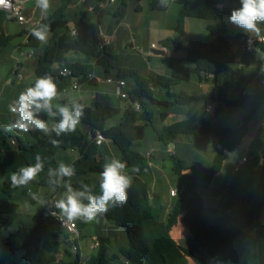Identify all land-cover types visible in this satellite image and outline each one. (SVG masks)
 <instances>
[{
  "label": "trees",
  "instance_id": "1",
  "mask_svg": "<svg viewBox=\"0 0 264 264\" xmlns=\"http://www.w3.org/2000/svg\"><path fill=\"white\" fill-rule=\"evenodd\" d=\"M73 0H60V6L53 13L45 16L40 22L50 27V38L43 53L38 58L35 68L36 76L45 74L52 76L61 92L70 85L72 77L80 78L82 84L94 80L88 79L93 66L90 64L71 63L67 61L66 54L70 51L84 54L93 58L96 64L103 67L107 74L115 68L116 52L111 44L104 49L99 46L98 28L109 11L99 6L96 8L98 23H91L84 18L74 21L75 34L65 25L66 9ZM104 4L110 0H97ZM119 3L114 16L126 17L129 3L135 4V10L141 12L143 0H115ZM180 5L174 31L179 39L166 38L161 45L168 51L186 49L187 64L169 62L170 76H142L138 70L118 68L117 79L134 81L133 87L128 90V105L121 110L113 103L109 93L97 92L89 106H85V115L82 123L89 127L84 132L79 127L69 135L55 137L60 141L53 146L49 138L38 131L27 133V137L13 135L7 132L0 123V264H81L82 255L79 250V241L84 238L83 230L87 223L77 220L79 238L74 241L76 253L72 255L63 245L66 233L61 229L51 236L46 233V224L51 220L47 210L37 213L36 224L32 227L19 225V230L8 238L4 237L6 227L17 224L19 204L13 200L14 193L20 189L10 186V173L22 166L34 163L36 154H40L46 161L45 170L30 184L47 186V169L56 167L59 154L69 150H78L80 157L74 160L76 174L71 177L73 187L88 184L94 192L99 191V173L107 161L101 157V146L97 145L95 138L101 133L106 141L113 142L119 149L121 160L127 163L126 171L133 178V184L128 190V201L123 207L110 209L100 218L114 222L126 232L127 247L120 249V255L109 253L111 240L100 236V245L88 258V264H209L207 258L197 257L192 251L181 247L172 237L171 231L177 224L180 214L186 207L184 223L192 234L193 239L203 248L213 262L218 264H264V152L262 154V171L258 178V188L263 191V198L251 214L247 229L231 226L222 217H212L206 214L202 195V188L209 186L213 177L220 172L228 156L238 148L248 132L249 125L255 113L264 104V89L255 86L250 93H244V79H240L237 90L238 99H228L231 87L230 66L199 47H187L186 20L196 18L208 21L206 30L212 35H218V25L213 21L229 20L234 7L224 6L225 0H176ZM238 7H240V0ZM235 7V8H238ZM151 10L165 11L158 0L150 1ZM38 24V25H39ZM37 25V26H38ZM26 46L39 48L42 44L28 31ZM15 38L14 35L0 33V48L8 46ZM264 52V46L261 47ZM66 64L72 75L65 77L53 71L54 65ZM193 74L200 80L208 79L218 91L217 97L192 96L177 88L188 83ZM150 85L154 86L151 90ZM173 98L172 101H160L155 98V92ZM166 104L169 107L193 105V103L211 102L224 103L227 107H240L248 110L241 124L237 127H224L215 123L221 114L216 109L213 120L204 115H191L188 119L165 127L156 129L158 120L164 119L168 112H157L148 103ZM67 100H63L66 103ZM139 102L141 109L134 108ZM120 115L118 123L109 124ZM49 119L47 117H42ZM151 127L156 140L166 145L173 143L180 136L191 137L197 145L205 147L212 143L214 146V159L210 173L205 183L190 182L187 188L191 194L187 200L183 195L177 196L174 206L167 217L164 216V207L154 204L150 198V183L154 169L149 158L138 151L137 143L145 138L146 130ZM174 161L173 172L181 175L182 171L193 166L172 155ZM195 164H198L197 162ZM192 166V167H191ZM197 166V165H196ZM194 168V167H193ZM82 178L81 180H74ZM29 184V185H30ZM63 189V188H62ZM64 256V257H63ZM190 259L192 262H190ZM128 262V263H126Z\"/></svg>",
  "mask_w": 264,
  "mask_h": 264
},
{
  "label": "crops",
  "instance_id": "2",
  "mask_svg": "<svg viewBox=\"0 0 264 264\" xmlns=\"http://www.w3.org/2000/svg\"><path fill=\"white\" fill-rule=\"evenodd\" d=\"M26 1V12L28 16L33 20V22L39 24V22L45 17L41 14L39 8L36 7V4L31 0ZM148 2V7L150 8V1L151 0H143L142 10L146 11V6L144 2ZM83 4H87L89 12H92L97 15L96 8L99 6L102 9H106L109 11V14L105 16L103 19L102 24L98 28L99 35L101 40H105L108 44H111L115 48V52L121 46H125V48H132V49H141V41H139L137 33L139 31L144 32H151L155 31L156 33H160V43L166 38H174L179 39V34L174 31V27L177 22V14L180 9V5L177 3L176 0H170L169 6L165 11H163L164 15H171L172 21L171 22H164L160 21L156 17V15H152L153 13L150 12L149 18L140 19L135 23H130L129 17H117L114 16V13L118 9L119 3L117 1H108L107 3L101 4L97 0H82ZM32 3V5H29ZM60 0H54V4H51V8L48 14L53 13L57 10L60 6ZM75 1L73 0L71 4L68 6L70 8L73 7ZM224 6L226 7H238L239 2L236 0H225ZM129 6L135 10V4L129 3ZM77 9V8H76ZM136 11V10H135ZM139 13V12H138ZM3 13H0V16ZM47 14V15H48ZM79 14V11L76 12V15ZM130 15V14H129ZM98 16V15H97ZM153 16V17H152ZM7 18L11 21H14L9 16ZM85 20V16H82ZM111 18V24H107L106 19ZM74 19L73 21H69L68 17H66L65 25L69 28L74 29ZM157 20L158 22L151 24L153 21ZM89 22V21H88ZM94 23V22H91ZM7 24L4 23L3 25L0 24V33H4L5 35H13L7 32ZM208 21L196 18H189L186 20L185 29L187 32V41L185 46L187 47H199L202 48L213 56L217 57L219 60L226 62L230 66L231 70V87L228 94V99L235 100L238 99L240 96V92L237 90V84L240 79H244L243 86L245 92L250 93L255 86H259L260 88L264 89V52L261 48L253 49L252 51H247L245 49V40L247 37H257L255 34L248 33L245 30L239 28L238 26L232 24L233 27V35L228 37L224 34L220 28L218 35L207 34L206 26ZM219 27V26H218ZM261 29L260 35H264V25L259 26ZM28 31L27 27H22V32ZM142 35V34H141ZM25 41L22 46H26L28 37L25 35ZM50 35L48 37V40ZM47 40V42H48ZM46 42V43H47ZM46 43L42 44L39 48H29L30 51H23V48H15V50H19L22 56H28L34 63V70L38 63L39 56L43 53ZM155 42H152V44ZM151 44V45H152ZM27 47V46H26ZM153 48H151L152 50ZM72 54H80L77 52H70L67 56V61H69V57ZM157 57V59H154ZM154 58L151 59L150 57V72L149 76H170L171 68L167 66V63H179V64H187V51L186 49H182L179 51H166L164 55H155ZM159 58V59H158ZM93 59V58H92ZM71 63H82V64H90L93 66L92 74L94 75V82L90 83L91 85H95L101 83V71H99V67L96 64V61L93 59V63L89 62H82L80 60H73ZM23 64L20 61H17L15 65H13V70L18 75V78L21 80L23 78L22 73L20 72V67ZM130 69L133 66H129ZM114 70V69H113ZM137 70V69H136ZM139 71V70H138ZM140 73V72H139ZM36 74V73H35ZM141 74V73H140ZM19 75L22 77L20 78ZM110 75V73L108 74ZM142 75V74H141ZM143 76V75H142ZM145 77V76H144ZM116 78V73L108 76L106 79ZM13 80L6 77L4 79H0V84H12ZM105 86L103 90H95V94L97 92H105L109 93L112 97L113 103L116 107H118L121 112H123L128 105V101L126 99H122L120 96L116 94V87L114 84H107L105 80ZM133 86L128 84L127 90H130ZM180 91H184L189 95L192 96H212L217 97L218 91L213 85L211 81V77L209 76L208 79L200 80L197 76L196 81L191 80L179 86L177 88ZM95 94L91 96L90 103H87L84 98H81L80 101L85 105L89 106L95 97ZM63 100H67L68 98H63ZM3 101V95L0 93V104ZM209 106H213V110L211 112H207V108ZM219 108L221 110V115L227 116L232 118L233 126H225V127H237L241 124L243 117L248 113L247 109L240 108V107H227L224 103L220 102H211V104H206L204 107V111L206 114L215 115L216 109ZM198 111V110H197ZM198 112L195 111L193 107L187 109L184 106H174L171 107V110L168 112L167 116L162 119L158 120L156 123L157 130H163L165 127L173 125L175 123L184 121L188 119L191 115H204V114H196ZM4 116L5 113L0 110V117ZM207 116V115H204ZM221 117L216 118L214 121L216 124ZM0 123L3 124L4 122L1 121ZM219 125V124H218ZM13 135H21L27 137L25 133L19 132H9ZM154 143L155 145L150 146L149 149L142 147V142L136 144V149L140 151L142 154L147 156L148 152H151V156L149 157V163L154 169V175L150 183V198L154 204L161 205L164 207V216L167 217L170 211L172 210L175 200L177 197L172 196L170 191L172 189H179L181 187H185L186 192L183 195V199L187 200L190 197V190L187 188V185L190 182L205 183L206 176L210 173L212 164L209 166V169L205 172H201L200 169L196 168H189L187 170L182 171V176L188 179V183H181L179 188L170 185L167 188L165 180L167 179V175L169 171L173 172L174 168V161L172 159V155L175 154L177 150L180 148L181 145L184 143H191L196 146V142L191 137L180 136L173 142V145L164 144L156 140L155 132H154ZM215 143L208 145L211 150H214ZM149 146V145H148ZM167 147V149H166ZM102 149V148H101ZM264 152V104L262 107L255 113L253 116L251 123L249 125V129L247 134L242 140V143L238 148L233 150L231 154L228 156L227 160L225 161L222 169L218 174H216L211 183L208 186V191L206 194H203V201H204V208L207 215L212 217H222L224 218L229 225L236 226L241 229H247L249 225V221L251 219L252 212L256 209L257 205L261 202L263 198V191L258 188V178L262 171V154ZM76 154V160L80 157V153L78 150H69L66 154ZM65 154V155H66ZM168 155L171 157L172 161L168 158ZM101 156V155H100ZM102 157V156H101ZM177 158L185 161L186 163H190L185 158H181V156H176ZM246 158V160H244ZM72 161V162H73ZM126 171V170H125ZM128 173V171H126ZM201 172V173H200ZM174 173V172H173ZM205 173V174H204ZM175 174V173H174ZM99 178V177H97ZM187 193V195H186ZM55 194L53 197H56ZM51 201V200H50ZM186 212V207L183 212L180 214L177 224L173 227L171 234L173 239L184 249L192 251L197 257L203 256L208 259L209 264H212V259L208 256L206 251L197 245L193 244H184L186 241L192 239V234L189 231L188 227L184 223V215ZM52 220V219H51ZM55 222V221H54ZM108 226L113 227L116 225L114 222H109L105 220ZM56 223V222H55ZM56 226V225H55ZM54 226V227H55ZM61 230V229H60ZM59 230L55 228L54 232H58ZM102 235L96 234L91 238H82L79 241V250L81 252L82 257H89L92 253L96 251L93 249V243L95 239H99ZM109 237L110 236H104ZM66 240L68 238L65 237ZM111 244L109 246L111 250V254L120 255L119 251L121 248L115 247L112 248V239ZM64 257V256H63ZM190 262L192 260L190 259Z\"/></svg>",
  "mask_w": 264,
  "mask_h": 264
},
{
  "label": "rangeland",
  "instance_id": "3",
  "mask_svg": "<svg viewBox=\"0 0 264 264\" xmlns=\"http://www.w3.org/2000/svg\"><path fill=\"white\" fill-rule=\"evenodd\" d=\"M75 4H73V7L76 8H70L66 9V17H68L69 21H73L74 19L78 20L81 19L82 16H85L87 21L98 23V16L92 12H89L87 4H83L82 0H74ZM132 3V2H131ZM51 4H54V0H51ZM29 5H32L30 3ZM144 5L146 6V11H143L142 13H138L137 11L133 10L131 6H128L127 10V17H129L130 23H135L140 19L149 18L150 12L153 13L152 15H156V17L161 18L160 21L164 22H171L172 16L171 15H164L163 11L160 10H151V8L148 7V2L145 1ZM79 11V14L76 15V12ZM130 14V15H129ZM8 13L3 12L0 16V24L3 25L4 23L7 24V32L13 34L15 38L12 40V42L3 48H0V79H4L6 77H9V79L13 80L12 84L6 85V84H0V93L3 95V101L0 104V110L5 113L4 116L1 115V121L4 122V124H7L11 120H13L15 117L12 113L8 111V104L15 99L21 91H23L26 87L31 86L35 79L37 78L34 70V63L33 60L28 58V56H22L20 54L19 50H15V48H23V51H30V49L26 46H22V44L25 41V35H22V26L16 22L11 21L7 18ZM153 17V16H152ZM107 24H111V18L106 19ZM153 23L158 22L157 20H152ZM202 21V20H201ZM214 24L218 25L221 29V31L226 34L229 39H231V36L233 35V27L230 22V20L227 19H221L217 21H213ZM208 35L210 32H206ZM142 34V35H141ZM139 41H141V49H132V48H125V46H121L117 49L116 52V60H115V68L112 70V74L117 72L118 68H128L129 66H133V68H136L139 70V72L145 76H149L150 72V57L151 59L155 57V55L151 52V44L152 42H155L158 45H161L160 33H156L155 31H139L137 33ZM154 59H157L155 57ZM159 59V58H158ZM73 60H80L82 62H89L93 63V59L89 56H86L84 54H72L69 57V61ZM17 61H20L23 65L20 67V72L23 75V78L20 80L18 78V75L13 70V65ZM99 67V71H101V77L102 82L91 85L89 83L82 84L80 91H74L70 89V85L66 87L67 92H62L65 95L62 96V98L58 101L59 103H63V98H74V99H81L84 98V100L87 101V103H90L91 96L95 94V90H103L105 86V80L108 75L103 67ZM60 68V65H54L53 71L57 72ZM111 71V70H110ZM193 80L196 81L197 76L193 74ZM127 83L130 86H133L135 83L132 79L127 80ZM186 84V83H184ZM155 98L160 101H172L173 98L168 97L165 94H162L158 92V90L155 92ZM67 101V102H68ZM66 102V103H67ZM81 102V101H80ZM144 102L150 104L155 111L157 112H169L171 110V107L167 106L166 104H153L149 99H145ZM206 103L205 102H198L193 103V105H186L187 109H190V107H193L195 109L196 114H204L207 115L210 119L213 120V115L206 114L204 111ZM198 110V111H197ZM122 113V112H121ZM221 118L217 122L219 126H233L234 123L231 121L232 118H229L224 115H219ZM219 116L217 118H219ZM120 119V115L114 117L109 124H115L118 123ZM49 123L51 124V119L49 118ZM2 127L5 129V126L2 124ZM77 127H79L84 132H89V127L85 125L84 123H80ZM8 132V131H7ZM142 142V147L149 149L150 146L155 145L154 143V130L151 127H148L146 130V135ZM149 145V146H148ZM101 156L106 158L107 160L111 158H119L120 152L118 147L111 141H105L104 144L101 146ZM136 148V147H135ZM167 149V147H166ZM66 153H60L59 154V161L65 162L71 164L73 159L75 158L76 154H66ZM176 156H181V158H185L189 162H191L190 165H192L194 168L200 169V171L203 173L209 169V166L212 164L215 153L211 150L209 146H196L191 143H184L181 145V149L179 148L176 152ZM168 158L170 161H172L171 157L168 155ZM198 164H195V163ZM197 165V166H196ZM200 172V173H201ZM204 173V174H205ZM82 178H76L74 180H81ZM167 188H169L170 185H173L176 188H179L181 186V183H188V179L185 178V176L182 175H176L173 172L169 171L167 175V179L165 180ZM64 189L62 188H54L50 185L47 186H40L36 184H30L25 188L18 189L13 196V200L17 202L20 206L19 208V216L17 218V224L25 227H32L36 224V216L37 213L41 210H46L44 207H40L38 204L35 203V201L31 200V194L37 193L43 198L47 200H52L55 197H53L55 194L56 199H59L61 195L63 194ZM208 191V186L202 188V193L206 194ZM187 195V193H186ZM30 205V206H29ZM56 225V226H55ZM55 226V227H54ZM55 228L60 231L59 226L57 223L54 222V220H50L46 224V233L48 235H52L55 231ZM84 238H91L92 236L99 234L102 236H110L112 239V248L118 247V248H126L127 247V237L125 230L118 226L114 225L113 227L108 226L106 224L105 220L102 218H98L96 221L87 223L86 227L83 230ZM184 244H193L197 245V242L192 238L189 241H186ZM111 247V246H110ZM63 249H68L72 255L76 253V246L73 241H68L63 245ZM111 255V250L109 251ZM120 254V251H119ZM212 264H218L216 262H212Z\"/></svg>",
  "mask_w": 264,
  "mask_h": 264
},
{
  "label": "clouds",
  "instance_id": "4",
  "mask_svg": "<svg viewBox=\"0 0 264 264\" xmlns=\"http://www.w3.org/2000/svg\"><path fill=\"white\" fill-rule=\"evenodd\" d=\"M161 7H168L170 0H158ZM5 0H0L4 4ZM41 14L47 16L51 0H35ZM232 24L248 33L260 36V25H264V0H240V7L231 11ZM50 27L46 23L34 26L30 34L41 44L47 42ZM55 79L50 75L39 76L31 86L26 87L8 104V111L15 117L5 125L8 132L30 133L38 131L49 138L53 146L60 141L52 138L69 135L77 130L85 115V105L79 99L69 97L67 103L58 101L64 96ZM47 117L51 119V124ZM45 159L36 154L34 163L18 168L10 173L13 189L25 188L45 170ZM99 173V191L94 192L88 184L73 187L71 177L76 174L73 164L59 162L56 167H48L47 184L63 188L59 199L49 201L37 193L31 200L47 210V214L57 218L62 224L74 221L90 223L107 214L110 209L123 207L128 201V190L133 178L125 170L127 163L119 158H111L103 164ZM30 206V205H29Z\"/></svg>",
  "mask_w": 264,
  "mask_h": 264
},
{
  "label": "built area",
  "instance_id": "5",
  "mask_svg": "<svg viewBox=\"0 0 264 264\" xmlns=\"http://www.w3.org/2000/svg\"><path fill=\"white\" fill-rule=\"evenodd\" d=\"M31 1L35 3V0H31ZM110 1H114V0H110ZM25 4H26L25 0H5L4 4H0V13H3V12L8 13V15L11 19L18 22L22 27H27L28 32L30 33L31 29L34 26H37V23L33 22V20L28 16V14L26 12V5ZM75 33H76V30L72 29V34H75ZM27 37H28V34H27ZM107 44L108 43L105 40H101V37L99 35V46H100V48L104 49V47ZM262 46H264V35H260L259 37H247L245 40V49L247 51H252L253 49L261 48ZM151 47L153 49H162L165 52L167 51V49L165 47H163L162 45H158L156 43H153L151 45ZM58 73L62 76L68 77V76L72 75V70L66 64H61L60 68L58 70ZM19 77L21 78L22 76L19 75ZM88 79H89V81L94 80V75L92 73L89 74ZM106 83L109 85L114 84L116 87V94L118 96H120L122 99H126V100L129 99L130 95H129V92L127 90L128 83L126 80L108 78V79H106ZM81 87H82V82L80 81V78L72 77L71 83H70V89L74 90V91H80ZM149 88L151 90H154L153 85H150ZM63 92H67L66 88L64 89ZM244 93H246V92H244ZM134 108L137 110H140L141 109L140 103L136 102L134 104ZM212 110H213V106H209L207 108V112H211ZM95 141H96L97 145L102 146L106 140H105L104 136L101 133H99L96 136ZM150 156H151V152H148L147 157L149 158ZM244 160H246V158H244ZM185 192H186L185 187H181L179 189H172L170 191V194L172 196L177 197V196L184 195ZM52 200H56V197ZM49 216L51 217L52 220H54L57 223L59 228L62 229L66 233V237L68 238V240L74 242L79 238L80 233H79L77 221L62 224L54 216H52V215H49ZM99 245H100L99 239H95L92 248L97 249L99 247ZM88 258L89 257L82 258L81 264H88ZM126 263H128V262H126Z\"/></svg>",
  "mask_w": 264,
  "mask_h": 264
},
{
  "label": "water",
  "instance_id": "6",
  "mask_svg": "<svg viewBox=\"0 0 264 264\" xmlns=\"http://www.w3.org/2000/svg\"><path fill=\"white\" fill-rule=\"evenodd\" d=\"M70 52H72V51H70ZM70 52H68L66 54V57L68 56V54ZM151 52H152L153 55H164L165 54V51L162 50V49H152ZM171 145H173V143H171ZM18 230H19V225L18 224H14L13 226L6 227L3 230L4 237L8 238L12 233H14V232H16Z\"/></svg>",
  "mask_w": 264,
  "mask_h": 264
}]
</instances>
